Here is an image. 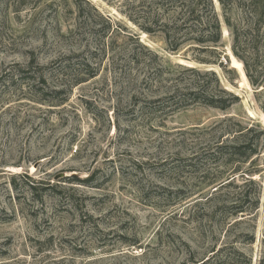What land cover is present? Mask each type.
Here are the masks:
<instances>
[{"label":"rangeland","instance_id":"rangeland-1","mask_svg":"<svg viewBox=\"0 0 264 264\" xmlns=\"http://www.w3.org/2000/svg\"><path fill=\"white\" fill-rule=\"evenodd\" d=\"M227 1L243 60L218 0L214 54L165 0H0V264H264V16Z\"/></svg>","mask_w":264,"mask_h":264},{"label":"trees","instance_id":"trees-1","mask_svg":"<svg viewBox=\"0 0 264 264\" xmlns=\"http://www.w3.org/2000/svg\"><path fill=\"white\" fill-rule=\"evenodd\" d=\"M164 0H160V2H162ZM223 11H224V21L225 24L229 30V32L233 35L234 37V44L232 46V51L234 53V55L240 59L243 60L241 58V56L239 55V50H238V46H237V41L239 40V34H238V30H237V26L233 25L231 22V19L229 17V15L227 14L228 11L230 10L231 4L227 1V0H218ZM257 3L258 0H251L250 4H249V9L248 11L253 14V16L255 17L254 22H251L248 24L247 28L249 30H253L258 28V24L260 23L262 17L264 16V12H260L259 9L257 8ZM167 5V7L169 8V10L172 13H176L177 11H179L181 14H183V17L180 18L183 21V24L185 26V28H188V32L186 34V37H188V42H193V44L199 45L201 46L199 49L204 53H211L214 54L217 52V48L218 46L221 44L222 39H223V27H222V22L221 19L217 13L216 10V5H215V1L214 0H165V3ZM254 6V9L250 10V8H252ZM171 39V37H170ZM175 45V44H174ZM179 48L178 45L176 46H172V50L173 51H177ZM240 62V61H239ZM35 62H32V64ZM241 63V62H240ZM242 67L243 64L241 63ZM222 66V64H221ZM223 67V66H222ZM41 69V68H39ZM244 70V68H243ZM23 73H29L30 71H20ZM26 75V74H25ZM29 75V74H27ZM95 74H92L91 77H95ZM249 76V74H248ZM25 77V76H24ZM28 76H26L27 78ZM30 77V76H29ZM250 80L251 77L249 76ZM27 79H32V81H38V83L36 85H38V88L41 92L45 93V94H54V95H59L63 92V90H51L49 92L48 91H44V86L48 89V82L45 79V77L43 75H40L38 79H36L35 77H30ZM84 81H80L77 82L78 84H81ZM225 94L228 95V93L226 91H223ZM193 95H196L195 93ZM232 96V95H230ZM45 97V96H44ZM47 97V96H46ZM231 98H228L226 100L223 99H215L213 97L207 96L206 98H204V100L201 99H197L195 101H202L205 104L214 107V108H218L221 110H226L227 108H229V106L233 103L232 100H230ZM44 100H47V98H44ZM88 182V180L86 181V183ZM258 208V202L256 201L254 204V209ZM243 212V211H242ZM239 213H241V211H239ZM219 252L215 253L212 257L213 258H209L205 263L207 262H211L214 259L217 258V254Z\"/></svg>","mask_w":264,"mask_h":264},{"label":"water","instance_id":"water-1","mask_svg":"<svg viewBox=\"0 0 264 264\" xmlns=\"http://www.w3.org/2000/svg\"><path fill=\"white\" fill-rule=\"evenodd\" d=\"M216 1V0H215Z\"/></svg>","mask_w":264,"mask_h":264}]
</instances>
